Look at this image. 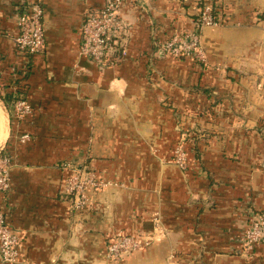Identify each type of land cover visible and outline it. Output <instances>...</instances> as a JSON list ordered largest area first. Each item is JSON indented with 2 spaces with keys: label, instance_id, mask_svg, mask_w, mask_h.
<instances>
[{
  "label": "crops",
  "instance_id": "0c3cea01",
  "mask_svg": "<svg viewBox=\"0 0 264 264\" xmlns=\"http://www.w3.org/2000/svg\"><path fill=\"white\" fill-rule=\"evenodd\" d=\"M25 1L0 0V154L10 158L0 208L19 237L9 264H264V246L245 253L242 244L264 209V0H124L123 51L104 66L79 44L86 14L105 0H41L44 50L22 56L13 39ZM199 1L218 2L220 23H234L215 28L217 40L214 27L202 30L207 64L156 52L174 31L194 29ZM18 97L31 109L21 119ZM179 143L184 169L172 162ZM66 161L111 185L73 210ZM118 235L154 239L107 261Z\"/></svg>",
  "mask_w": 264,
  "mask_h": 264
},
{
  "label": "built area",
  "instance_id": "2783aa9c",
  "mask_svg": "<svg viewBox=\"0 0 264 264\" xmlns=\"http://www.w3.org/2000/svg\"><path fill=\"white\" fill-rule=\"evenodd\" d=\"M124 0H105L103 7L98 11L86 14L80 27L79 54L99 66L114 62L123 51L115 39L119 37L126 41V24L120 16V8ZM204 4L195 20V27L188 31H174L167 39L157 44L156 52L173 57H188L194 62L205 63L200 29L203 26L220 24L218 16L212 14V7ZM18 34L14 37L17 53L30 56L41 53L45 46L43 25V4L41 0L25 1L20 6L16 18ZM0 71V81L4 76ZM7 74L10 78H19L21 68L11 67ZM14 116L23 118L31 112L30 106L22 97H18L12 104ZM27 134L20 136L26 140ZM187 154L181 144L174 149V163L181 169L187 166ZM10 158L0 154V192L9 189L8 168ZM259 168L264 172V154ZM61 169L65 171L63 195L69 199L73 210L85 208L88 204V191L111 185L109 181L96 176L87 165H74L70 161L63 162ZM154 228L158 231L159 221L154 220ZM155 234V233H154ZM153 235L126 236L118 235L105 246L104 257L107 261H119L124 256L132 254L147 246L153 241ZM243 251L248 253L255 246H264V209L249 218L247 229L243 236ZM19 237L10 229L5 211L0 208V264L14 263L18 260Z\"/></svg>",
  "mask_w": 264,
  "mask_h": 264
},
{
  "label": "rangeland",
  "instance_id": "374dc122",
  "mask_svg": "<svg viewBox=\"0 0 264 264\" xmlns=\"http://www.w3.org/2000/svg\"><path fill=\"white\" fill-rule=\"evenodd\" d=\"M210 3V2H209ZM207 1H206V3L204 2V4H206V5H208L209 4ZM217 4H218V2H217ZM216 4V6L218 7V5ZM205 5V6H206ZM222 5L223 4H220V7H222ZM224 6V5H223ZM232 6H233V4H232ZM225 8L227 9V10H232V7H231V5L229 6L228 4L225 6ZM224 8V9H225ZM232 12V11H231ZM231 12H227V14H226V17L228 18V17H231ZM224 18V17H223ZM231 25H229V24H227V21L226 22H222V24L220 23L219 25H216L215 27H214V30H213V32H212V34H215V37H213V35H210V36H208L210 39L211 38H215V40H217L216 38H217V35H216V33H218V31L216 30V29H219V28H223V27H228L229 26V28H231V27H233L234 25V23H233V20L231 21ZM216 28V29H215ZM200 37H201V42H202V47H203V49H204V55H205V64H207V54H208V51H207V49H205V47H204V45H203V41H202V36H201V32H200ZM213 46V44H211L210 45V47H212ZM199 64H201V65H203V63H199ZM180 144V143H179ZM179 144H177V145H179ZM176 145V146H177ZM175 146V147H176ZM175 149V148H174ZM174 149H173V156H172V162L174 163ZM184 149V148H183ZM185 151V150H184ZM186 152V151H185ZM186 154H187V152H186ZM264 154V153H263ZM187 158H188V156H186ZM263 157V156H262ZM262 157H261V159H262ZM261 159H260V161H261ZM259 164H260V162H259ZM259 170H260V168H259Z\"/></svg>",
  "mask_w": 264,
  "mask_h": 264
},
{
  "label": "trees",
  "instance_id": "16d2710c",
  "mask_svg": "<svg viewBox=\"0 0 264 264\" xmlns=\"http://www.w3.org/2000/svg\"><path fill=\"white\" fill-rule=\"evenodd\" d=\"M200 6V8L204 5V3L202 2V1H199V3H198ZM210 6L212 7V14L214 15V16H219V14L218 13H220V12H217L216 10H217V6L214 4V2L212 1V2H210ZM219 18V17H218ZM219 20H220V18H219ZM196 63H198V62H196Z\"/></svg>",
  "mask_w": 264,
  "mask_h": 264
},
{
  "label": "water",
  "instance_id": "95a60500",
  "mask_svg": "<svg viewBox=\"0 0 264 264\" xmlns=\"http://www.w3.org/2000/svg\"><path fill=\"white\" fill-rule=\"evenodd\" d=\"M208 27L213 28V27H215V26H203V27L200 29L201 36H202V30H203L204 28H208Z\"/></svg>",
  "mask_w": 264,
  "mask_h": 264
}]
</instances>
